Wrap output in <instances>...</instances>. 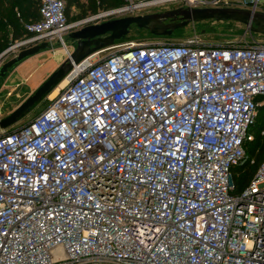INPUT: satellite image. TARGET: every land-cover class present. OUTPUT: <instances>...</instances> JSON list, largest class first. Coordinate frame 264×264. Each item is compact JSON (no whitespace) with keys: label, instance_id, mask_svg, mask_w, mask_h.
Returning <instances> with one entry per match:
<instances>
[{"label":"built area","instance_id":"built-area-1","mask_svg":"<svg viewBox=\"0 0 264 264\" xmlns=\"http://www.w3.org/2000/svg\"><path fill=\"white\" fill-rule=\"evenodd\" d=\"M260 1L122 0L69 22L64 0H40L0 61L41 42L68 54L64 35L142 6ZM67 76L0 132V264H264V158L241 190L232 172L264 104V43L125 42Z\"/></svg>","mask_w":264,"mask_h":264},{"label":"water","instance_id":"water-1","mask_svg":"<svg viewBox=\"0 0 264 264\" xmlns=\"http://www.w3.org/2000/svg\"><path fill=\"white\" fill-rule=\"evenodd\" d=\"M180 17L178 23L163 24L166 19ZM231 20L246 26L251 33L264 34V13L253 12L248 9L222 8H190L176 7L158 13L144 15H128L117 19H110L101 23L88 24L68 33V38L75 43L71 52L59 67L38 87L25 101H23L8 116L0 119V132L18 122L29 109L43 96L50 93L82 60L98 50L114 45L115 41L125 38L132 25L147 29L154 36H170L173 31L184 27L190 22L203 20ZM105 35V36H104ZM104 36V37H103ZM47 42H41L21 49L0 66V78L7 71L25 58L49 48Z\"/></svg>","mask_w":264,"mask_h":264},{"label":"rangeland","instance_id":"rangeland-1","mask_svg":"<svg viewBox=\"0 0 264 264\" xmlns=\"http://www.w3.org/2000/svg\"><path fill=\"white\" fill-rule=\"evenodd\" d=\"M260 2L263 4L264 0H261ZM176 6H178V4H158V5H153V6H142L139 9L134 10L132 14L144 13V12H148L151 10H171L169 8L176 7ZM88 16L89 15H86L85 17H88ZM80 19L82 18H80V16H77L76 11H73V13H70L69 15V22H75ZM195 37H197V39H199L204 44L213 45V46H224V45H227L235 41H243V42L246 41L248 43H252V42L264 43V34H259V33H254V32L251 33L249 32V30L246 29V26L240 22L231 21V20L216 21V20L210 19V20H203V21H197V22H190L186 26L178 28L175 31H173L170 36H166V37L164 36V38H154L152 34H148L147 32L143 30L133 28L131 32L128 33L127 37L115 42L114 45H120L125 42H133L135 44L149 43V42H155V41L180 42V41H184L186 39H192ZM63 39L65 42V46L69 49V52L70 50L72 51L74 47V43H72V41L68 38L67 35H64ZM56 47L62 48L65 50L62 44L55 46V48ZM111 51L112 50H109L107 52H111ZM15 55L16 54L14 53L7 55L2 61H0V66L6 61H8L9 59H11L12 57H14ZM64 60L65 59H63V61ZM94 60L97 61L98 59H94ZM52 65H53L52 63H49L48 61H46L44 65L42 66L43 70L47 67H51ZM58 67L59 65L57 67L55 65L53 71L49 73L48 77ZM9 70L7 71L4 77L0 78V119L8 116L13 110H15L23 101H25L30 96V95L27 96L28 93L23 87L15 86L14 88H12L9 86V81H10ZM61 90L62 88L58 86L53 91L56 93L55 96ZM51 92L46 94L45 96L41 98V100L36 102L18 122H16L15 124L6 128L3 131L4 132L12 131L24 125L25 123L29 122L34 117H36L38 114H40L50 104L51 99L55 97V96L53 97L50 96ZM262 121H264V111H262L261 113V122ZM262 125L264 127V123ZM249 132L253 133L255 137L258 136V128L255 126H252L249 129ZM258 141L259 143L256 148H254V146L249 145L246 149V154L248 156V159H247L248 162L246 163V165H244V169H246L247 172L252 170V173H253L257 169L259 162L264 158V134L261 135Z\"/></svg>","mask_w":264,"mask_h":264},{"label":"trees","instance_id":"trees-1","mask_svg":"<svg viewBox=\"0 0 264 264\" xmlns=\"http://www.w3.org/2000/svg\"><path fill=\"white\" fill-rule=\"evenodd\" d=\"M39 1L40 0H0V35H1L0 53L15 40L21 39L29 35V33L25 30L24 25L28 22L36 21L39 18ZM64 1L66 5L65 12L68 20L73 7L80 8L81 11L86 7L87 8L86 10H90L91 14H94L99 11L98 9L100 10L108 9L111 7L119 6L123 3L122 0H87L86 4L81 3L80 0H64ZM31 12L34 13V15L36 13V16L34 19L29 21L28 16L29 13ZM77 16L83 18L86 16V14L77 13ZM9 26L12 27L13 29L20 27V32H19L20 34L14 35L13 38L8 39L7 30ZM57 45L58 44H56L55 46ZM55 46L53 45V47ZM262 111H264V104L259 108V115L257 117L256 123L253 125L258 128V136L255 137L253 141L248 142L246 144V149L249 145L254 146V148H256L259 143L258 141L259 138L261 137V135H263L260 134V131L264 129L262 125L264 121L261 122ZM246 163L240 166H236L232 170L235 184L239 190L243 189L248 184L249 180L256 172V170L253 173L252 170L247 172V170L244 169V165H246Z\"/></svg>","mask_w":264,"mask_h":264},{"label":"crops","instance_id":"crops-1","mask_svg":"<svg viewBox=\"0 0 264 264\" xmlns=\"http://www.w3.org/2000/svg\"><path fill=\"white\" fill-rule=\"evenodd\" d=\"M80 2L86 4L87 0H80ZM86 9L87 8L85 7V9L81 11L80 8L73 7L71 13H73V11H76L79 14L85 13L86 15H90V10ZM35 16L36 13L35 15L32 12L29 13V21L34 19ZM19 32L20 27L13 29L9 26L7 30L8 39L13 38L14 35H19ZM67 50L69 51L68 48ZM66 52V49L64 50L62 48L49 47L32 56L25 58L23 61H21L9 70V86L12 88H14L15 86L23 87L28 93L27 96L31 95L48 78V75L49 73H51V71H53L54 66L56 65L57 67L62 63L63 59H66ZM46 61L52 63L53 65L43 70L42 66Z\"/></svg>","mask_w":264,"mask_h":264},{"label":"flooded vegetation","instance_id":"flooded-vegetation-1","mask_svg":"<svg viewBox=\"0 0 264 264\" xmlns=\"http://www.w3.org/2000/svg\"><path fill=\"white\" fill-rule=\"evenodd\" d=\"M176 7H178V6H176ZM176 7H171V8H169V9H173V8H176ZM162 11H166V10H151V11L144 12V13H139V14H128V15H144V14L158 13V12H162ZM128 15H124V16H122V17L128 16ZM111 19H117V18H111ZM180 21H181L180 17H176V18H173V19L169 18V19L163 20L162 23H163V24H170V23H178V22H180ZM101 22H103V21H101ZM133 28H137V29H140V30H143V31L147 32L148 34H151L147 29L138 28V27H136L135 25H132V26H131V28H130V32H131V30H132ZM130 32H129V33H130ZM104 36H105V35H104ZM104 36H103V37H104ZM127 36H128V34H127L125 37H127ZM152 36H153L154 38H164V36H154V35H152ZM72 43H74V42H72ZM74 46H75V43H74Z\"/></svg>","mask_w":264,"mask_h":264},{"label":"bare ground","instance_id":"bare-ground-1","mask_svg":"<svg viewBox=\"0 0 264 264\" xmlns=\"http://www.w3.org/2000/svg\"><path fill=\"white\" fill-rule=\"evenodd\" d=\"M76 72H78V68H76L75 69V73ZM68 76H66L53 90H52V92H51V97H53V96H55V92H53L58 86L60 87V88H63V87H65L66 85H67V83H68Z\"/></svg>","mask_w":264,"mask_h":264}]
</instances>
